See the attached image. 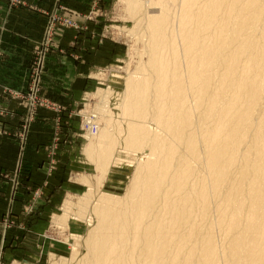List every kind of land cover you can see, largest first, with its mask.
Returning <instances> with one entry per match:
<instances>
[{"label":"bare ground","instance_id":"6f19581e","mask_svg":"<svg viewBox=\"0 0 264 264\" xmlns=\"http://www.w3.org/2000/svg\"><path fill=\"white\" fill-rule=\"evenodd\" d=\"M120 2L143 54L118 93L120 116L86 149L97 179L59 218L79 209L88 226L72 258L264 264V0ZM116 151L135 157L123 195L98 190L123 165Z\"/></svg>","mask_w":264,"mask_h":264},{"label":"rangeland","instance_id":"374dc122","mask_svg":"<svg viewBox=\"0 0 264 264\" xmlns=\"http://www.w3.org/2000/svg\"><path fill=\"white\" fill-rule=\"evenodd\" d=\"M10 1L13 5H23L20 0L19 3L16 0ZM52 13L77 22L79 29L56 24L54 39L48 44L45 31L53 26V23L48 20L43 37L33 47V57L27 70L26 88L21 91L7 90L12 99L19 101L24 114L20 127L15 133L18 140V169L13 176L7 177L10 183L8 208L4 218L0 219L2 232L0 235V264H54L53 256L67 260L61 264H78L84 252L81 250L76 258H72L71 238L73 235H78L84 242L89 232L88 226L77 218L81 215L79 209L71 212L77 215L76 217L72 214L64 217L62 220L64 224L61 219L62 224L58 223L59 218L65 215V207L68 203L74 204L87 194L89 183L84 179L98 177L99 172L94 159L88 157L86 149L92 143L90 140L95 139L100 132L110 129L112 124L108 121L109 119L113 117L117 119L120 116L118 93L124 92L125 79L129 71L136 68L140 60L139 56L143 54L141 50L144 44L138 40L140 27L139 25L135 27V19L125 14L128 13L126 5L121 4L120 0H91L90 10L81 14L78 19L73 18L77 16V13H73V17L67 15L70 11L59 3L55 5L53 12L48 14L49 19H52ZM59 30H72L86 38L89 35L94 37L95 44L91 43L90 49L92 54L98 58L96 64L93 62L94 65L87 68L91 70L90 72L81 73L82 83L80 82V85L84 86L76 91L75 98L67 104L52 98L43 85L48 56L55 50ZM107 43L108 47L105 48L111 51L108 53L109 56L107 52L102 54L105 48L101 49ZM59 52L66 54L62 50ZM74 57L76 60L80 59L77 55ZM1 58L0 51V60ZM88 64L91 63L86 62V65ZM40 66L43 72L37 75L36 70ZM34 84H37L39 90V100L51 103L52 111L47 107H38L30 100L29 96ZM44 112L54 115V131L51 142L46 147L47 168L44 173L48 180L43 186L27 187L29 199L23 205L21 218H14V205L20 197L22 188L20 176L23 174L25 154L33 125ZM0 135H2L1 129ZM116 155L122 159L123 167L111 170L105 182L100 183L102 186L98 185V190L123 195L128 187L131 172H133V167L128 166V163L135 157L129 153L117 151ZM61 163L63 166H60ZM56 176L59 182L50 183L51 178ZM47 189L48 193H46Z\"/></svg>","mask_w":264,"mask_h":264},{"label":"crops","instance_id":"0c3cea01","mask_svg":"<svg viewBox=\"0 0 264 264\" xmlns=\"http://www.w3.org/2000/svg\"><path fill=\"white\" fill-rule=\"evenodd\" d=\"M20 1L23 5H13L10 0H0V219L4 218L8 208L10 183L7 177L13 176L18 169V140L15 133L24 114L19 101L12 99L7 90L21 91L26 88L33 47L43 37L49 20L48 14L53 12L55 5L59 3L65 6L70 11V14H67L70 17L77 13L76 17H72L78 19L81 14L90 10L91 4V0ZM94 40L90 35L86 38L72 30H59L55 50L48 56L43 77L44 89L52 98L67 104L75 98L76 91L83 88L84 85H80L81 73L90 72L87 68L94 65L93 62H98V58L90 49V44H95ZM105 47H108V43L101 49ZM106 48L102 54L111 52ZM59 50L66 54L60 53ZM75 55L80 59L76 60ZM86 62L91 64L86 65ZM53 131V113H42L33 125L26 150L23 174L20 176L22 188L14 205V218H21L23 205L29 199L27 187L43 186L48 180L44 173L47 168L46 147L51 142ZM60 166H63V163ZM57 176L54 177L55 180L51 178L50 183L57 184ZM48 192L47 189L46 193ZM1 233L0 228V235Z\"/></svg>","mask_w":264,"mask_h":264},{"label":"built area","instance_id":"2783aa9c","mask_svg":"<svg viewBox=\"0 0 264 264\" xmlns=\"http://www.w3.org/2000/svg\"><path fill=\"white\" fill-rule=\"evenodd\" d=\"M16 1H17V3L20 2L19 0H16ZM49 21L53 23V26L51 29H49V30L46 29V31H45L46 39H48V42H47L48 44L51 42L52 39H54L53 33H54V28H55L56 24L67 26V27L72 28V29H79V25L77 24V22L70 20V19H67V18H62L55 13H52V19H49ZM42 72H43L42 66L38 67L36 70V74L39 75L40 73L42 74ZM38 94H39V90L37 89V84H34V86L32 88V93L29 96L30 100L33 102L34 105L36 104L38 107L50 108L51 103L44 101V100H39ZM23 98L25 99V97H23ZM51 108L49 110H51Z\"/></svg>","mask_w":264,"mask_h":264}]
</instances>
